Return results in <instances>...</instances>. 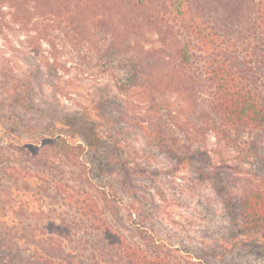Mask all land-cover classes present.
<instances>
[{"label": "rangeland", "instance_id": "1", "mask_svg": "<svg viewBox=\"0 0 264 264\" xmlns=\"http://www.w3.org/2000/svg\"><path fill=\"white\" fill-rule=\"evenodd\" d=\"M55 28L38 30L48 35ZM8 35L0 36V264H39L31 257L35 245L53 250L62 238L89 234L88 221L80 216L89 198L99 199L112 229L136 245L153 242L209 264H264L259 249L235 244L240 232L225 204L236 205L256 183L248 164L259 143L256 132L232 137L229 147L189 124L183 132L187 163L178 164L157 146L158 139L162 145L183 144L184 135L165 116L159 127L166 132L163 142L149 124L139 123L145 103L117 93L112 76L122 78L126 71L105 70L104 60H98L102 44L95 38L88 35L80 47L61 36L52 56L46 43H28L22 30ZM155 38L145 35V48L158 47ZM105 92L118 98L105 112L117 118L97 125L95 158L76 148L84 145L77 134L58 142L68 152L52 142L39 144L42 133L60 129L59 121L72 117L81 103L93 106L88 102ZM189 92L205 112V88L195 85ZM173 96L169 91L158 98L163 105Z\"/></svg>", "mask_w": 264, "mask_h": 264}, {"label": "trees", "instance_id": "2", "mask_svg": "<svg viewBox=\"0 0 264 264\" xmlns=\"http://www.w3.org/2000/svg\"><path fill=\"white\" fill-rule=\"evenodd\" d=\"M44 25L56 27L55 32L44 35L38 30ZM10 30H22L28 43H46L52 56L62 38L80 47L88 35L95 38L102 44L98 60H104L105 70L126 71L122 78L112 76L117 93L145 103L139 123L149 124L163 142L166 132L159 130L165 116L184 135V143L175 145H162L157 138V146L178 164L187 163L188 138L183 132L189 124L195 133H211L229 147L232 137L256 132L259 143L248 162L256 183L236 205L225 204L240 232L235 244L264 253V0H0V36L7 39ZM147 34L156 37L158 47L145 48ZM200 84L205 88V112L188 94ZM169 91L177 96L162 105L158 96ZM117 99L105 92L88 102L91 107L81 103L72 117L58 122L60 129L42 133L39 144L52 142L68 152L58 142L77 134L84 145L76 148H85L84 154L95 158L101 137L97 125L117 118L105 113ZM80 209L90 233L62 238L53 250L35 245L31 257L39 264H209L187 251L128 241L112 229L99 199L89 198Z\"/></svg>", "mask_w": 264, "mask_h": 264}]
</instances>
